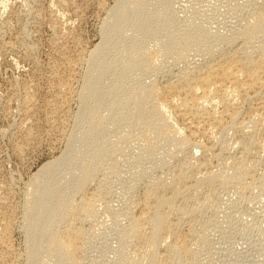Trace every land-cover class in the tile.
Masks as SVG:
<instances>
[{
  "label": "rangeland",
  "instance_id": "1",
  "mask_svg": "<svg viewBox=\"0 0 264 264\" xmlns=\"http://www.w3.org/2000/svg\"><path fill=\"white\" fill-rule=\"evenodd\" d=\"M115 1L0 0V200L5 201L4 205L0 201V207L6 205L2 209L11 222L10 264H27L23 224L25 194L28 190L26 187L29 188L30 179L41 164L62 153L73 129L83 130L88 127L89 119L79 117V92L87 71L88 52L100 40V25ZM260 9H264V0H169L167 10L172 17L166 19L163 29L146 32L147 35L138 33L136 38L147 43L150 49L165 44L170 38L182 43L184 35L191 29V19L193 22H200L208 36H235L244 24L252 21ZM167 29L171 31V35ZM236 39L231 44L218 48L211 56L194 45H187L183 53L172 50L165 54L162 61L140 73L136 81L126 78L125 82L129 83L114 90L109 101L102 104L101 110L109 114L101 128L102 138L108 143V152L104 161L93 169L90 181L82 188L83 192L73 193L76 195L72 196L75 201L72 202L73 206L74 203L78 206L81 194L92 196L93 209L90 214L82 210L76 211L70 219L71 228H64L65 231H75L71 234L76 237V245L80 244L79 251L77 250L78 264H128V257L136 255L143 258L145 250L142 242L139 244V240L130 239L127 234H130L131 218L139 215V204L143 202L151 183L154 184L157 180L169 181L178 170L189 167H192V178L187 180L188 184L208 175H231L238 168L239 171H244L240 181L224 183L218 179H205L201 181V188H189L190 190L185 191L186 194L178 196L176 204L188 206L189 210L185 212L186 215L170 213L168 220L172 224L176 223L174 225L177 227L173 228V236L163 235V241L157 247L158 257H167V251L164 252L166 246L178 240L181 245L186 244L188 252L169 260V264H264V77L261 78L262 81L259 79L258 84L261 85L255 88L256 95L254 92L253 95L249 93L251 97L246 99H238L237 96L238 100L235 98L234 103L232 101L226 106L216 103L212 108L214 112L223 111L221 114L225 115L226 108H229L227 112L232 113L235 121L247 123L248 126L242 132L227 128L224 125L226 122L217 131L212 126L204 129L202 126L198 127L191 137L193 136L192 141L195 143L204 144L201 150H193L190 144L188 148L176 152L169 143H162L151 150L146 149L141 144L143 141L139 137V130L129 126L132 110L121 105L122 90L134 86V82L155 81L157 85L164 86L166 82H173L182 74L193 73L208 62L216 63L219 58H229L235 53L243 56L261 51L264 55V27L256 31L251 42L243 43L242 39ZM116 52L115 47L105 51L108 56ZM55 76L66 79L60 78L63 87H60L62 84L57 85L51 81L56 79ZM111 76L108 74L107 80L97 85L99 91L106 92L110 88ZM64 91L68 92L65 94ZM60 95H66L67 101L62 103ZM54 100L59 103L55 104ZM25 101L31 102V107L28 108L33 107L26 116V108L22 110ZM256 111L255 116L253 114ZM248 115L253 116L249 118ZM173 122L181 124L178 119H173ZM127 128L130 136L126 142L120 135ZM25 132L29 134L28 140L25 139ZM184 133L190 136L188 131L185 130ZM239 139H245L247 146L244 149L237 145L236 141ZM16 144H21L19 150L15 147ZM190 150L195 156H190ZM4 220L7 221L5 218ZM0 221L1 227L3 220ZM66 223L67 220L63 221L64 225ZM79 230L81 235L76 236L75 233ZM145 260L148 259H142L144 264H153L152 261L148 260L147 263Z\"/></svg>",
  "mask_w": 264,
  "mask_h": 264
},
{
  "label": "bare ground",
  "instance_id": "2",
  "mask_svg": "<svg viewBox=\"0 0 264 264\" xmlns=\"http://www.w3.org/2000/svg\"><path fill=\"white\" fill-rule=\"evenodd\" d=\"M168 1L169 0H116L112 7H110L108 13H106L107 15L104 17L100 25V40L88 52L87 71L84 74L83 83L79 92V117L89 119L88 127L83 130L73 129L69 135L68 142L66 143V146L62 153L59 154L58 157L41 164L34 172L32 178L29 181V184L27 183L29 185V188L26 187L28 190H26L25 194L26 200L24 205L25 214L23 224L26 233L25 251L27 264H38V262L41 264H78L77 250L79 251L78 245L80 244L76 245V237L71 234L75 231L73 230V232L68 230L69 228H71V226H69V223L72 220L70 219L72 218L74 213L79 210H82L86 214H90L94 204L93 199L91 198L92 196L89 197L88 195L87 197L84 196L85 194L83 193L81 194L83 196H81L82 198L80 197V195L77 197V199L80 197V202L78 201L79 204L77 202L78 206H75L76 203H74L75 205L73 206L72 202L75 201L72 199V196L76 195H74L73 193H81L82 188L90 181V177L93 174V169L98 167L104 161L105 156L108 152V143L102 138L103 135L101 132V128L108 120L109 114L103 112L101 110V106L105 102L109 101L110 97L113 95V91L118 89L122 85L129 83L125 82L126 78H130V80L136 81L140 73L153 67L157 62L162 61L165 54L172 50L183 53L187 45H194L199 46V49H202L211 56V54H213L218 48H220L224 44H231L236 38L242 39L243 43L251 42V40L255 36L256 31L264 27V9H260L258 12H256L254 18H252V21H250V23L244 24L239 29V32L235 33V36L230 35L229 37L208 36L204 26L200 22H193L191 19V29L184 35L182 43L175 42L172 38H170L165 44L159 45L157 47L154 46V49H150L151 47L149 46L148 48L147 43H144L143 41L137 39L136 35L138 33L147 35L146 32L163 29V25L166 19H171L172 17L171 13L167 10ZM77 15L79 14L77 13ZM167 32L169 35H171V31L169 29H167ZM112 47H115L117 52L112 56H108L105 51L106 49ZM260 52H257L255 54H243V56L239 55L240 53H235V55L232 54V56H228L229 58H219L217 56L219 58L218 62H216L217 60L215 61L216 63L208 62L207 64V62H205L207 65H205L204 67L198 68L193 73H181L182 76H180L177 80H172L173 82H166L164 86L157 85L155 81H150L147 83L145 81L134 82L136 83L134 86H128L127 88L122 90L123 97L121 100V105L123 107L126 106V108H130L132 110V115L129 118V126L132 125L139 130V137L141 138V141H143L141 144H143L146 149L151 150L158 147L162 143H169L176 152H180L186 147L188 148V145L190 146V144H192L193 150H201V148H204V144L195 143V141H192L194 140V138H192L193 136L191 137V134L193 135V133L198 130V127L201 126L202 129L207 128L206 126H212L217 128V131L219 129H222V127L225 125L227 128H235L237 129V131L240 130L242 132L244 128L248 126V124L239 122V120L235 121L232 113L228 114L227 112L229 108H226L225 111L227 115H225L224 113V115L221 114L223 111L221 113H216V110L214 112V109L212 110V108L216 103L224 104L223 106H226V104L228 105L232 101L234 103V99L237 96H239V98L237 97L238 99H240V97H242V99L251 97L249 96V93L252 94L255 91V88H257L258 85H261L258 84L259 79L260 81H262L261 78L264 77V55ZM214 55H216V53ZM108 74L112 75L109 79L111 83L110 88L106 92H101L97 89V85L107 80L106 76ZM61 76H55L56 79H53L51 81L56 82L57 85H59L58 83H60L61 85L63 82L60 81V78L66 80ZM29 87L30 86H28V88ZM60 87H63V84ZM22 90H24V88ZM67 92L68 91H66L65 94ZM253 97L256 96H252V98ZM258 98L259 96L257 97V99ZM66 99V95H60V100L62 101V103ZM56 102H58V100ZM56 102L54 100L55 104ZM29 103L28 101H25L22 105V110L26 108L25 111L27 113H25V116L26 114H28V112L30 113L31 109L33 108H28V106L31 105ZM47 105L48 104H46V107ZM219 108H221V106ZM256 113L257 111L253 115L256 116ZM233 114H235V111L233 112ZM251 117L249 116V118ZM173 119H178L181 124H176V122H173ZM251 121L252 119L247 122L249 123ZM223 122L226 123L223 125ZM50 127L52 126L50 125ZM254 127L256 128V126ZM185 130L189 132L190 136L184 133ZM25 133V139L28 140L29 134L27 132ZM129 136L130 132L127 128L123 130L120 138L127 142L129 140ZM32 140L33 139H31V141ZM239 140H237L238 142L236 141L237 145L243 147L244 149L247 146L246 142H244L245 139L244 141ZM20 145H15L17 150H19ZM209 147L210 146H208V148ZM191 150L189 152L190 156L193 155V152ZM193 156H195V154ZM191 168L192 167H189L185 170H178L176 174L174 173L172 177H170L169 181L157 180L154 184L151 183V186H148L149 189L144 197L143 202L139 204V215L135 218H131L132 222L129 228L130 234H127L130 239L139 240V244L140 241L142 242V247L145 250V252L143 251L144 253H142L144 254L143 258L152 261L153 264H155V262H158L160 264H169L171 259L178 258L188 252L187 246H185L186 244L181 245L177 240L176 242H173L172 244L166 246L164 252L167 251V257H158L157 254V247L163 241H161L163 235L167 234L169 237L170 235L173 236L175 233L174 230L177 227L175 226L177 225L176 223H174V225L172 224V222L170 223V220H168L170 213L179 212L180 214H185V212L189 210L187 209L188 206L186 207L183 204L177 205L176 198L178 196L181 197V195H184V193L186 194L187 192L185 191L189 188L191 190H193V188L198 189L197 187L201 188V181L205 179H218L220 182L224 183L229 181L231 182V180L240 181L242 172L244 171L243 169V171L241 172L238 168V170H233L234 173L231 175L227 173H222L219 176L208 175L207 177H202L203 179H199L197 181L194 180V183H189V185L187 180L192 178V172L190 170ZM229 173H231V171ZM4 202L1 201L3 205ZM3 205L1 204V206ZM4 207H0V215L2 217L0 219L3 220V225L1 226L2 229L0 227V264H10V254L12 252V245L10 242V239H12L10 237L12 236H10V233L12 232V228L9 224L11 222L8 221L9 217L7 218V214H5L6 211L2 209ZM4 218L7 221H5ZM65 220H67V223L64 225L63 221ZM61 224H63V226ZM61 226L63 227V229H61ZM64 228L68 229L65 231ZM75 234L76 236H80V230L78 232L76 231ZM159 249L161 248L159 247ZM143 258H139L136 255L128 257V264H142Z\"/></svg>",
  "mask_w": 264,
  "mask_h": 264
}]
</instances>
